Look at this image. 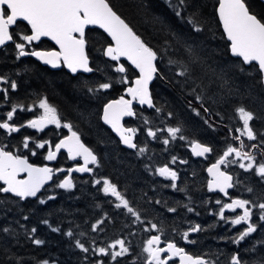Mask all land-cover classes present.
Wrapping results in <instances>:
<instances>
[{
  "label": "snow or ice",
  "instance_id": "snow-or-ice-1",
  "mask_svg": "<svg viewBox=\"0 0 264 264\" xmlns=\"http://www.w3.org/2000/svg\"><path fill=\"white\" fill-rule=\"evenodd\" d=\"M166 2L175 16L191 27L193 33L205 31L201 19L195 11L187 17L184 15L189 6V0H174V2L166 0ZM217 2L216 13L229 42L228 50L231 56L238 61L234 67L244 73L246 71L244 66H247L251 69L249 75L255 73V83L264 89V17H258L254 11H251L246 0H217ZM21 22H26L30 27V33L27 29L24 32L13 31L14 27L20 26ZM161 23L163 22L161 21ZM89 26L103 29L111 38L105 46H102L101 52L104 57L115 62L114 65H108V67L120 75L115 80L107 78L105 81L97 82L95 86L85 84L84 88L90 95L97 97L98 94L106 93L112 89L115 83L125 85L130 83V86L125 89V95L130 99L121 95L118 99L108 100L102 105L100 118L117 134L123 145L136 150L138 157L145 156L148 152L147 142L143 146L136 142L137 134L141 128L126 126L124 118L137 116V111L133 107L134 102L141 107L146 106L149 109H154L157 114L162 113L163 109L154 102L149 89V85L154 79L179 87L182 91L190 89L188 94L194 97L195 101L199 103L200 109H203L205 113H209L210 109L204 106V93L209 92L214 86L224 90L217 102L219 100L227 102V97L241 94L238 87H231L229 74L233 68L214 60L213 55L206 47L197 44L193 38H186L183 33L165 25L171 39L166 37L161 48H153L113 9L108 0H0V47L11 42L16 49L17 60L21 57L33 56L53 68L66 67L73 74L100 72L99 67L90 66L89 55L86 52V29ZM42 37L54 41L59 46V51L28 50V46L33 42H39ZM121 58L130 62L139 72V75L131 82L126 75L128 69L125 64L120 63ZM165 61L169 66V72H172L174 67L178 69L173 72L172 78L158 66ZM174 77L182 79L175 80ZM18 87L17 81L0 76V105L11 104L10 110L3 113V118L0 119V130H3L5 135L10 137L25 127L43 132L49 125H54L57 129L66 128L70 133V135L61 138L58 143H53L50 140L37 142L34 137L25 136L15 150H10L7 144H0V194H11L19 198L20 201L35 197L43 205L47 203V200H54L55 196H48L45 200L37 194L48 181L53 179L55 173L67 171V175L55 187L71 190L75 187L71 174L73 172L93 173L94 169L89 165L99 167V161L97 155L81 141L80 134L73 130V125L70 122L62 123L57 108L49 103L47 97L40 98L38 104L34 103L32 107L12 103L10 93L17 91ZM198 88L199 92H197ZM250 91L249 88V94ZM188 105L195 115H201L200 109L194 107L192 101H189ZM37 108L42 110L40 114H36ZM18 111L33 112L34 118L25 123L16 124L13 121ZM234 113L240 124L234 129L238 135H231L232 129H229V135L236 143L228 144L211 166L206 169L211 177L207 181V191L222 193L230 199V202L227 203L221 199L215 200V204L219 205V208L214 214L218 216L219 221L225 225H231L232 228L242 226L233 236L218 238L236 246V249L229 255V264H250L249 260L242 256L240 245L258 230L264 231V194L257 199L232 198L229 189L242 185L243 181L234 180V176L237 174L231 173L227 169L236 165L244 172L252 173L258 178L259 183L264 184V162L257 163L256 155L258 152L261 157H264V133L258 134L254 130L252 122L258 118L256 113L243 105L235 107ZM166 115L171 118L173 113L168 112ZM216 115L219 116L220 113H216ZM141 118L145 126L146 137L158 140L164 146H168L177 139L187 140V137L182 134V127L178 125L163 128L153 127L149 126L153 123L151 120L142 115ZM204 123L215 130V125L209 120L205 119ZM165 133L166 135H164ZM242 137H246L248 141L258 142L245 144ZM30 140L34 142V148L30 147ZM190 143L191 152L196 157L207 158L214 152L211 145L195 140ZM46 145V160H55L61 149H65L69 159L76 160L77 157H82L83 164L67 170L63 168L54 170L48 166L36 167L29 163L27 157L17 154L20 148H23L31 152L32 155H36L35 149H44ZM165 151H167V147ZM148 159L151 160V157ZM177 163L187 164L188 161L173 155L170 162L163 166L152 167L150 164H145V168L154 175L170 181V184L165 187L176 192H185V189L179 187L177 183L180 179L179 171L169 166ZM20 173H27V178L18 179ZM94 185L101 186L98 191H101L104 196L114 198L109 203H112L117 210H125V215L132 218V225L140 224L143 226L141 231L157 233L150 235L144 242L142 253L146 255L142 257V264H219V253L193 255L184 247L179 246L175 239L162 240V237L166 235L164 228L151 220L142 218L141 211L133 205V201L129 199L126 192L121 191L118 185L109 178H96ZM246 191L252 193L254 189L246 187ZM188 199L190 200L191 197L189 196ZM147 202L153 203L151 199ZM154 203L161 205L162 201L157 199ZM163 206L168 213H176L178 210L177 207L167 206L166 201L163 202ZM182 206L189 213L195 212V208L187 204ZM237 210H242V214ZM226 212L235 215L230 217L226 215ZM196 215L199 213L196 212ZM28 218L27 215L23 216L24 220ZM108 219L107 215L97 219L91 225V231L103 232L102 225ZM41 223L48 225L52 232L61 231L59 227H53L47 219L42 220ZM125 226L130 227V225ZM20 227L25 229V233L33 244L42 245L45 243V241L35 238L36 227L31 229L25 225H20ZM201 231H204L202 226L194 224L178 234L185 243L195 244L197 241L189 237L192 233ZM0 232L14 235L12 229L7 226L0 227ZM173 232L175 233L177 230L174 228ZM65 234L68 237L74 235L71 230ZM135 234V232L129 233L133 236ZM81 235L84 234L81 233ZM257 244L264 246V239L257 240L250 248L243 251L255 253L258 251ZM75 246L83 253L92 251L96 256L107 257L108 264H120L121 258L132 255L131 242L126 238H117L105 246L91 248L76 239ZM138 259L141 258H134L130 264H136ZM17 264H20L19 259H17ZM41 264H49V260L45 259ZM53 264H55L54 261ZM95 264H105V260L97 259ZM252 264H264V254L254 257Z\"/></svg>",
  "mask_w": 264,
  "mask_h": 264
},
{
  "label": "trees",
  "instance_id": "trees-1",
  "mask_svg": "<svg viewBox=\"0 0 264 264\" xmlns=\"http://www.w3.org/2000/svg\"><path fill=\"white\" fill-rule=\"evenodd\" d=\"M108 2L129 23L133 30L153 48H161L166 37L171 39L165 29V25H167L168 28L181 32L186 38H193L197 44L206 47L209 53L213 55L214 60L225 63L229 67L238 63L236 58L229 55V43L224 37L216 15L217 0H189V6L184 15L187 17L194 11L197 13L205 28V31L201 33H193L186 22L178 19L166 0H108ZM246 3L249 4L250 10L254 11L258 17H264V4L258 0H246ZM25 29L30 33L27 24L21 22L20 26L14 28L13 31L24 32ZM86 39V52L89 55L90 66L99 67L100 72L71 75L61 70H49L32 58L22 57L19 59L16 68L11 51L0 53V75L5 74L11 80L17 81L19 85L17 91L10 93L11 102L29 107L39 102L40 98L47 97L49 103L57 108L62 123L70 122L73 125V130L80 134L83 143L97 155L99 167H96L94 177H107L117 184L121 191L126 192L129 199L133 201V205L141 211L142 218L151 220L164 228L166 235L162 237V240L166 238L175 239L178 232L187 230V222L190 221V217L187 219L183 216V213L189 212L182 206L187 204L195 208V213H199L196 217L203 218L205 216L203 221H198L204 231L190 235V238H194L199 244L190 246L183 244L181 247H184L193 255L219 253V264H229V255L236 249V246L218 238L233 236L241 227L232 228L231 225H225L222 221H219L218 216L207 212L208 205L204 204L203 198L198 197V195L201 197L202 194L203 196L206 194L205 200L208 202L211 198H222L220 195L211 194L207 191V179L204 170L206 165L219 155L220 145L232 144L230 137H227V131L216 127L214 131L213 128L210 129L204 123L206 114L203 109L198 108L201 112L200 116L191 111L188 102L192 101V104L196 105H199V103L195 101L192 95L188 94L190 89L182 91L179 87L154 79L150 84V91L154 102L163 109L162 113L157 114L154 109L134 107L137 116L130 117L125 121V125L138 128L141 125L142 127V115L159 127H163V125L182 127V134L187 137V140L177 139V142L164 146L161 142L152 143L150 137L138 133L136 142L141 146L147 142L148 152L146 155L138 157L136 150L123 148L110 129L101 122L100 116L102 105L108 100L125 95V89L129 85L115 83L112 89L106 93L98 94L97 97H93L86 91L85 84L95 86L97 82L105 81L107 78L115 80L120 75L114 73L112 68L108 67V65H114L115 62L104 57L101 52L102 46L110 41L109 38L100 29L88 28L86 29ZM34 46L49 48L52 47V44L48 40H42ZM158 66L170 78H172L173 72L178 70L174 67L172 72H169L166 61ZM125 67L128 69L126 75L131 81L137 76V72L128 65ZM244 67L245 72H251V69L247 66ZM252 77L253 82H249L248 87H251L250 92L253 93L254 97H250L245 90L242 99L250 102L247 105L249 110L256 113L258 117L252 124L254 130L259 134L264 133V113L259 107L261 101L255 88L260 89L263 98L264 89H261L255 83V73H252ZM174 79L180 80L182 78L174 77ZM199 91L198 88L197 92ZM213 93L222 95V89L214 86L209 92L204 93V106L210 109L207 119L211 118L216 122L218 121V123H223L235 129L229 111L226 112L225 117L222 116L224 101L219 100L217 102L218 100L215 99ZM242 99L240 102L238 100V106L244 104ZM3 106L5 108L11 106V104ZM168 112L173 113L171 118L167 117ZM216 113H220V115L218 116ZM29 115L32 117L34 114L24 112L14 119V123H24L18 119L26 118ZM58 131L61 135L54 137L55 132L53 133L51 129H47L38 135L25 127L9 137L0 130V144H7L10 150H15L25 136L34 137L37 142L50 140L57 143L66 135L67 129L60 128ZM194 140L213 147L214 152L210 155L211 157L209 156L208 162L192 157L188 145ZM257 142L253 141V143ZM30 146L35 147L34 142L31 140ZM46 147L47 145L42 151L36 150V155L30 154L28 150L23 148H20L17 154L27 157L34 164H41ZM166 147L167 151H165ZM60 152L61 155L56 159V163L63 162L65 164L66 158L62 153L64 151L61 150ZM173 155L188 161L187 164L169 165L179 171L180 179L177 183L179 187L185 189V192H176L169 187H165V185L170 184V181L154 175L145 168V164H150L152 167L163 166L165 163L170 162ZM148 157H151V160ZM70 165L71 163L68 166ZM235 169L233 168V170ZM249 177L250 181L245 183L252 187L254 191L252 193L248 192V196L257 199L264 194V184L259 183L258 178L253 175H249ZM57 183H52L54 184L52 186L54 190L50 191V195L55 196L54 200H47L46 198L49 193H47V190L51 188L52 184L40 194L39 197L47 200V203L43 205L37 199L20 201L19 198L10 194H0V201H3V203H0V227L7 226L14 233V235H8L0 232V264H17V259H19L20 264H41L45 259L49 262L56 261L58 264H95L97 259H104L105 264H108L107 257L96 256L92 251L83 253L76 248L75 240L79 239L86 247L91 248L98 246L99 243H105L106 245L117 238H126L127 241H130L132 250V255L122 258L120 264H130L131 260L136 257L141 258L137 260L136 264H141L144 253H142L141 243L137 239V232H141L143 237L157 233L141 231L143 226L140 224L132 225V218L126 216L123 209H115L113 204L109 203L110 200L114 199L106 197L101 191H98L101 186L94 185L93 178L89 175L84 174L77 177L74 181L75 187L68 191L55 187ZM188 192L193 194L190 200L188 199ZM242 192H247L246 187L238 185L229 194L232 198H236ZM194 196L201 201L200 207H196V200H193ZM149 199L153 203H148ZM157 199L162 201L161 205L154 203ZM226 200H229V198L223 199V201ZM164 201L167 202V206L177 207V212L168 213L163 206ZM94 208L97 210H94ZM204 212L206 215H204ZM25 215L29 217L27 220L23 219ZM105 215L109 219L102 225L104 231H91V225ZM44 219H47L53 227H59L61 231L52 232L48 225L41 223ZM20 225H25L28 229L36 227L35 238L41 239L45 243L42 245L33 244L25 233V229L21 228ZM125 225H130V227ZM174 228L177 230L175 233L173 232ZM229 229L231 230L229 231ZM68 230L73 231V237H68L65 234ZM130 232L136 234L134 236L129 235ZM81 233L84 235H81ZM261 239H264V231L258 230L257 233L252 234L240 245L242 256L249 260L250 264H252L254 257L264 254V246L257 244L258 251L255 253L243 250L250 248L252 244ZM213 258L215 257L213 256Z\"/></svg>",
  "mask_w": 264,
  "mask_h": 264
},
{
  "label": "rangeland",
  "instance_id": "rangeland-1",
  "mask_svg": "<svg viewBox=\"0 0 264 264\" xmlns=\"http://www.w3.org/2000/svg\"><path fill=\"white\" fill-rule=\"evenodd\" d=\"M234 62V61H233ZM231 68H233V70L230 72V74H229V78H230V81H231V87H233V88H239L240 89V93L241 94H239V95H233V96H231V97H227L226 99H227V102H224V113L222 114V116L223 117H225V115H226V112L227 111H229V114H231V121H232V124H234V126H235V128L236 127H239L240 126V124L238 123V120H237V118H236V114L234 113V108L235 107H237L238 105V100H239V102H240V100L242 99V98H244L243 97V91H245L246 90V93H248L249 94V87H248V83L249 82H253V77H252V74L251 75H249V73H250V71H247V72H244V73H239V70H238V68H236V67H234V64L233 65H231L230 66ZM257 87V86H256ZM251 88V87H250ZM255 90L257 91V96L259 97V99H260V101H261V103H260V108L262 109V112L264 113V98H263V94H262V92L260 91V89L259 88H255ZM223 92H224V90H222V94H223ZM219 96H221L219 93H217V94H215L214 95V97H215V99L216 100H218V97ZM249 96L250 97H254L253 96V93H251L250 92V94H249ZM243 101V106H245L246 108H248V104H250V102L249 101H244V99H242ZM223 100H221V102H222ZM36 104H38V103H36ZM240 106V105H239ZM10 107L11 106H8V107H5L6 108V110H4L3 111V105H0V114L2 113H6L8 110H10ZM249 109V108H248ZM42 112V110H40V109H36V114H40ZM22 113H24L23 111H20L18 114H17V117H19V116H21L22 115ZM33 113V112H32ZM262 114V113H261ZM34 117V115L32 116V117H30V115L28 116V117H26V118H21V119H18V120H20V121H22V122H26L27 120H29V119H31V118H33ZM229 117V116H228ZM211 121L214 123V122H216V121H214V120H212L211 119ZM149 126H153V127H155V126H158L157 124H152V125H149ZM49 128H46V129H44V131L45 130H47V129H51L52 130V132L54 133L55 132V134H54V137H57V136H59V135H61L60 134V132L58 131V130H60V129H57L54 125H49L48 126ZM163 127H165L164 125H163ZM162 127V128H163ZM139 128H141V131L139 132L140 134L142 133L144 136H146V131H145V126L144 125H142V127H141V125L139 126ZM28 130L29 131H31V132H34L35 134H41L42 132H39V131H35L34 129H31V128H28ZM43 131V132H44ZM214 131V130H213ZM164 135H166V133L164 134ZM227 137L229 138V135H227ZM149 138V137H148ZM242 138H246V137H242ZM247 139V138H246ZM150 140V139H149ZM152 143H159L160 141H158V140H150ZM40 142H42V141H40ZM174 142H177V141H174ZM173 143V142H172ZM226 146L227 145H220L219 146V154L226 148ZM30 147H33L34 148V146H30ZM188 147H189V149H190V153H191V144L189 143V145H188ZM35 150H37V151H42L43 149H35ZM37 151H36V153H37ZM46 152H47V147H46V149H45V151H44V154H43V156L46 154ZM30 154H31V152H30ZM47 155V154H46ZM46 155H45V157H46ZM45 157L43 158L44 160H45ZM217 157V156H216ZM157 159H159V158H157ZM214 162V161H213ZM259 162H264V160L263 159H261V158H258V160H257V163H259ZM208 165V164H207ZM206 165V166H207ZM96 166V165H95ZM159 166H161V165H157V166H155V167H159ZM97 167V166H96ZM96 167L94 168V171H93V173L92 174H89V176H91L92 178H93V181H94V179H96V178H99V177H94V173H95V169H96ZM172 167V166H171ZM233 168H236L235 170H233ZM227 171H229V172H231V173H234V174H237V175H235L234 176V179L236 178V179H239V180H241V181H243V187L245 186V187H249L246 183L247 182H249L250 180V177H249V175H253L252 173H247V172H244L242 169H237V167H236V165H234V166H232V167H230L229 169H227ZM205 172V171H204ZM206 176V175H205ZM254 176V175H253ZM161 178H163V177H161ZM207 178V177H206ZM164 179V178H163ZM164 180H166V179H164ZM246 182V183H245ZM58 183H59V179H58ZM54 184H52L50 187L51 188H49V190H47V195H46V198L48 197V196H51L50 195V191L52 192L54 189H52V186H53ZM48 187V186H47ZM204 188V187H203ZM201 190H202V187L200 188ZM62 190H64V189H62ZM64 191H68V190H64ZM248 192H242V194H240L239 195V197H241V198H247V199H252L250 196H248ZM188 195L192 198V196H193V194L192 193H190V192H188ZM198 197L201 199V198H203V201H204V204H206V205H208V208H207V212L208 213H215L217 210H218V208H219V205H217V204H215V200L216 199H219V198H215V199H212L211 198V200H210V202H208V201H206L205 200V197H206V194H205V196H203V194H202V196L200 197V195H198ZM114 199V198H113ZM193 200H196L195 201V205H196V207H200V203H201V201H199V199L197 198H195V196L193 197ZM221 200L223 201V198H221ZM223 202H225V203H227V202H230V199L229 200H226V201H223ZM212 207V209H210ZM94 210H97V209H95L94 208ZM125 211V210H124ZM238 212H240L241 214H242V210H237ZM204 215H206V213L204 212ZM226 215L227 216H234L235 214L234 213H231V212H226ZM183 216H185L187 219H188V217H190V221L188 220V222H187V229L191 226V225H194V224H197V222L198 221H200V220H202L203 221V218L205 217H196V213L195 212H193V213H186V212H184L183 213ZM196 219H198V220H196ZM198 224H199V222H198ZM201 224H202V222H201ZM239 227H242V226H239ZM178 233H180V232H178ZM177 233V235H176V237H175V240H176V242L181 246V245H186L187 244V246H190V245H195V244H199V243H195V244H188V243H185L182 239H181V237H180V235ZM137 239L140 241V243H141V249H142V247L144 246V242L146 241V239L147 238H149L150 237V235H147V236H142L141 235V232H137ZM153 235V234H152ZM190 238V237H189ZM167 240H171V239H168V238H166ZM190 239H194V238H190ZM195 240V239H194ZM98 246H105V243H99L98 244ZM144 255H146V254H144ZM122 259V258H121ZM120 259V260H121ZM107 261H108V258H107ZM141 264H142V261H141Z\"/></svg>",
  "mask_w": 264,
  "mask_h": 264
},
{
  "label": "flooded vegetation",
  "instance_id": "flooded-vegetation-1",
  "mask_svg": "<svg viewBox=\"0 0 264 264\" xmlns=\"http://www.w3.org/2000/svg\"><path fill=\"white\" fill-rule=\"evenodd\" d=\"M258 1H260V0H258ZM261 2V1H260ZM262 4H264L263 2H261ZM15 28V27H14ZM14 30V29H13ZM42 40H44V39H41L40 41H42ZM39 41V42H40ZM39 42H33V44L32 45H30V46H28V50H36V51H50V50H56V47L52 44V47H49V48H38V46H34L35 44H38ZM51 43V42H50ZM9 51H11L12 52V54H13V61H14V64H15V66H16V68L18 67V64H19V60H17L16 59V55H17V53H16V49H15V47H14V45L11 43V42H8V43H6L4 46H2V47H0V53H3V52H7V53H9ZM22 58H32V59H34V57L33 56H26V57H22ZM35 60V59H34ZM36 62H38L41 66H43V67H45V68H47V69H49V70H61V71H64L66 74L67 73H69L68 72V70L65 68V67H63V66H61L60 68H55V69H50L48 66H46V65H42L39 61H37V60H35ZM120 63H125L126 65H128L129 67H131L126 61H120ZM125 65V66H126ZM132 68V67H131ZM69 74H71V73H69ZM77 74H82V73H76V74H71V75H77ZM0 76H6L5 74L4 75H0ZM7 77V76H6ZM137 77V76H136ZM136 77H134V78H136ZM9 78V77H8ZM133 78V79H134ZM9 79H11V78H9ZM132 79V80H133ZM131 80V81H132ZM131 81H129V82H131ZM129 86H130V83L128 84ZM125 97L127 98V99H129V97L128 96H126L125 95ZM38 103V102H37ZM193 106L194 107H197V108H200V105H196V104H193ZM8 107V106H7ZM29 107H32V106H29ZM133 107H139V108H146V107H140V106H137L136 104H133ZM147 109V108H146ZM4 110H6L5 108H4V106H3V111ZM20 112V111H19ZM19 112H17V113H19ZM23 112H26V111H23ZM28 113H32V112H28ZM206 114V119H207V115H209V113H205ZM17 117V115L14 117V119ZM3 117H2V113L0 114V119H2ZM34 118V117H33ZM130 118V117H129ZM129 118H127L125 121H127ZM32 119V118H31ZM208 120V119H207ZM18 121V120H17ZM125 121H124V123H125ZM14 122V121H13ZM209 122L210 123H212V124H214L215 125V127L216 128H222V129H225L226 131H227V134L229 135V129H232L233 131H232V134L231 135H238V133H236L235 131H234V129L233 128H231L230 126H228V125H224L223 123H218V121L217 122H212L211 121V118L209 119ZM208 125V124H207ZM46 128H49L48 126L46 127ZM45 128V129H46ZM210 129H211V127H209ZM35 130V129H34ZM3 131V130H2ZM36 131V130H35ZM1 134V133H0ZM68 134H70L69 133V131H68V129H67V132H66V135L65 136H67ZM231 135H229V137H230V139H231V141H232V144H234V143H236L235 141H233L232 140V138H231ZM65 136H63V137H65ZM62 137V138H63ZM242 139H244V141H245V144H252L253 143V141H248L246 138H242ZM82 141V140H81ZM61 153V152H60ZM58 154L57 155V158L59 157V155H61V154ZM62 153H64V157L66 158L65 159V164H63V162H61L60 164L59 163H56V159L55 160H53V161H48V160H44L43 158L45 157V155L47 154V152H46V154L43 156V158H42V160L43 161H41L42 163L40 164V165H43V164H48V165H50V166H52V168L55 170V169H60V168H63V169H65V170H67V169H69V168H71V167H74V166H77V165H81V164H83V159H82V157H77V159L76 160H71V159H69L68 158V154H67V152L66 151H64V152H62ZM256 155H257V160H258V158H261V159H263L264 160V157H261L260 155H259V153L257 152L256 153ZM210 155H208L207 156V158H205V159H201V158H194V159H198V160H201V161H205V162H208V158H210L209 157ZM193 157V156H192ZM217 157H215L214 159H213V161H215V159H216ZM213 161H211V162H209L208 163V165L207 166H209L210 164H212L213 163ZM69 163H71V165L70 166H68L69 165ZM207 166L205 167V169L207 168ZM89 167L90 168H95L96 166L95 165H89ZM237 167V169H239V167L238 166H236ZM205 171V170H204ZM89 174H92V173H87V174H85V175H89ZM67 175V171H64V172H58V173H55L54 174V176H53V179H52V181H51V183H50V185L52 184V183H54V182H58V179H59V182L61 181V180H63L64 179V177ZM72 179H73V182L76 180V178L77 177H79V176H83V175H80L79 173H76V172H73L72 174ZM206 175V174H205ZM207 177V176H206ZM206 179H208V177L206 178ZM235 180V179H234ZM206 188H207V180H206ZM232 190V189H231ZM230 190V191H231ZM230 191H229V193H230ZM42 193V192H41ZM40 193V194H41ZM209 193H211V192H209ZM40 194H39V196H40ZM212 194V193H211ZM215 194H217V195H219L218 193H215ZM229 198V197H228ZM227 198V199H228ZM35 199H37V198H35ZM27 200V199H26Z\"/></svg>",
  "mask_w": 264,
  "mask_h": 264
},
{
  "label": "water",
  "instance_id": "water-1",
  "mask_svg": "<svg viewBox=\"0 0 264 264\" xmlns=\"http://www.w3.org/2000/svg\"><path fill=\"white\" fill-rule=\"evenodd\" d=\"M261 2H263L264 3V0H260ZM217 6H218V4H217ZM217 8V7H216ZM216 15H217V13H216ZM217 18H218V15H217ZM218 21H219V18H218ZM24 23H26V22H24ZM220 23V22H219ZM220 26H221V29H222V32H223V28H222V25L220 24ZM89 28H98V27H96V26H89ZM29 29H30V27H29ZM98 29H100V28H98ZM101 31H103L104 32V30L103 29H100ZM105 33V32H104ZM106 34V36L111 40V38L107 35V33H105ZM223 34H224V32H223ZM224 37H225V39H226V36H225V34H224ZM41 39H47L48 41H50L55 47H56V50H50V51H59V46L58 45H56L55 44V42L54 41H52V40H50L49 38H47V37H42ZM227 40V39H226ZM229 43V42H228ZM229 55L231 56V54H230V52H229ZM232 57V56H231ZM36 60H38L36 57H34ZM121 60H124V61H126L133 69H135L134 68V66H132L131 64H130V62H128L126 59H124V58H121ZM38 61H40V60H38ZM41 62V64L42 65H46V64H44L42 61H40ZM50 69H55V68H53V67H51L50 65H47ZM66 68V67H65ZM67 69V68H66ZM68 70V69H67ZM136 70V69H135ZM137 72H138V70H136ZM68 72L69 73H71L69 70H68ZM80 73H83V72H80ZM71 74H73V73H71ZM83 74H89V73H83ZM138 75H139V72H138ZM137 75V76H138ZM135 79V78H134ZM133 79V80H134ZM149 89H150V85H149ZM126 98V97H125ZM116 99H118V98H116ZM127 99V98H126ZM129 99H130V97H129ZM114 100V99H113ZM133 104H136L137 106H140L139 104H137L136 102H134ZM141 107V106H140ZM144 107H146V106H144ZM147 108V107H146ZM149 109V108H148ZM102 115V114H101ZM127 118H129V117H125L124 118V121L127 119ZM101 121H102V123L104 124V122H103V120L101 119ZM104 125H106V124H104ZM110 130H111V132H112V134L118 139V141L120 142V140H119V137L117 136V134L115 133V132H113L112 131V129L108 126V125H106ZM68 135H70V134H68ZM67 135V136H68ZM59 142V141H58ZM57 142V143H58ZM120 145L122 146V147H124V148H126V149H129V148H127L125 145H123L121 142H120ZM61 150H63V151H66L65 149H61ZM129 150H134V149H129ZM67 152V151H66ZM191 155L193 156V158H201V159H205V157H196V156H194L193 154H192V152H191ZM30 164H32V165H34V166H36V167H44V166H48V167H50V168H52V166H49V165H47V164H45V165H37V164H33V163H31V162H29ZM82 165V164H81ZM211 166V164L209 165V166H207V168L208 167H210ZM74 167H76V166H74ZM206 168V169H207ZM205 169V174H206V176L208 177V179H207V181L209 180V179H211V177L209 176V174L207 173V170ZM76 173H79V172H76ZM80 175H83V174H85V173H79ZM27 178V173H20V175L18 176V179H26ZM52 181V180H51ZM51 181H48L45 185H44V187L41 189V191L37 194V195H39L42 191H43V189L46 187V186H48L50 183H51ZM231 189H229V191H230ZM212 194H215V193H218L222 198H224V199H227L228 197H225L222 193H219V192H211ZM11 195V194H10ZM27 199H35V197H29V198H27ZM55 262V264H58L56 261H54ZM49 264H53V262H49Z\"/></svg>",
  "mask_w": 264,
  "mask_h": 264
},
{
  "label": "bare ground",
  "instance_id": "bare-ground-1",
  "mask_svg": "<svg viewBox=\"0 0 264 264\" xmlns=\"http://www.w3.org/2000/svg\"><path fill=\"white\" fill-rule=\"evenodd\" d=\"M102 32V31H101Z\"/></svg>",
  "mask_w": 264,
  "mask_h": 264
}]
</instances>
